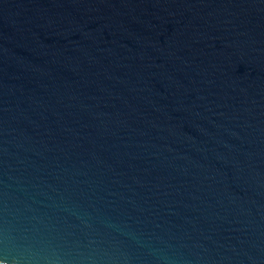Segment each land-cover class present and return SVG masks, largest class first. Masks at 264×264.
Instances as JSON below:
<instances>
[{
	"label": "water",
	"instance_id": "1",
	"mask_svg": "<svg viewBox=\"0 0 264 264\" xmlns=\"http://www.w3.org/2000/svg\"><path fill=\"white\" fill-rule=\"evenodd\" d=\"M0 264H264V0H0Z\"/></svg>",
	"mask_w": 264,
	"mask_h": 264
}]
</instances>
